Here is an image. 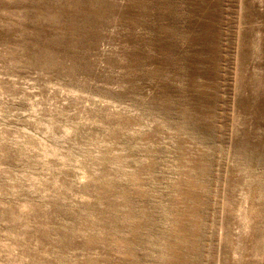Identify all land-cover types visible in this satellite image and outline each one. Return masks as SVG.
<instances>
[{"label":"rangeland","instance_id":"374dc122","mask_svg":"<svg viewBox=\"0 0 264 264\" xmlns=\"http://www.w3.org/2000/svg\"><path fill=\"white\" fill-rule=\"evenodd\" d=\"M0 264H264V0H0Z\"/></svg>","mask_w":264,"mask_h":264}]
</instances>
